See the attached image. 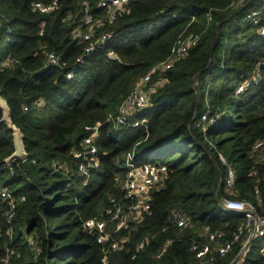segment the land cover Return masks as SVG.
<instances>
[{
    "label": "trees",
    "instance_id": "1",
    "mask_svg": "<svg viewBox=\"0 0 264 264\" xmlns=\"http://www.w3.org/2000/svg\"><path fill=\"white\" fill-rule=\"evenodd\" d=\"M52 1L0 0V66L7 58L20 61L0 69V91L28 153L11 172L4 161L15 151L13 135L0 121V184L26 197L11 218L9 202L0 198V264H102L113 240L121 249L108 254L107 264H196L190 248L202 240L204 227L230 239L245 222L244 215L220 205L228 165L236 171V196L256 204L263 215L264 163L252 151L264 138V37L243 21L258 0L238 7L232 6L237 0H130L128 12L99 28L112 38L89 55L72 33L83 18L81 3H88L93 16H105L101 0H57L53 12L32 11V3ZM190 35L199 41L189 57L152 73L146 84L155 87L149 106L117 129L108 123L136 84ZM51 52L60 57V66L47 65ZM257 64L260 82L236 94ZM208 105L223 115L203 132L197 123ZM99 123L100 168L85 177L73 152L88 135L85 127ZM128 155L137 165L166 166V175L151 191V215L125 228L109 222L112 239L99 244L84 222L109 221L110 200L123 202L117 178H125ZM173 210L186 212L193 227L180 231L169 223ZM145 237L150 242L138 251ZM167 241L171 245L158 258ZM6 248L14 254L9 257ZM241 248L238 244L220 264H230ZM249 250L242 264H264V235L254 238Z\"/></svg>",
    "mask_w": 264,
    "mask_h": 264
},
{
    "label": "built area",
    "instance_id": "2",
    "mask_svg": "<svg viewBox=\"0 0 264 264\" xmlns=\"http://www.w3.org/2000/svg\"><path fill=\"white\" fill-rule=\"evenodd\" d=\"M252 0H237L232 4L234 7L250 3ZM259 5L251 8L244 17V22L257 27L256 32L264 37V0H258ZM59 2L54 0L49 3L34 2L32 3V11L47 14L59 8ZM81 11L83 13L82 20L76 25L73 30L72 37L79 43L85 44L84 54L89 55L94 52L97 47L112 38L113 34L110 31L99 32V28L106 23L113 24L120 13L128 12L130 0H101L100 7L106 9L105 16L95 17L92 14L88 3H81ZM43 32L41 31V34ZM199 41L198 36L190 35L185 39H181L172 49L170 56L164 62L154 67L152 71L144 76L135 86L131 94L122 102L117 114L109 115L107 122L112 124L114 128L125 125L130 119L132 113L136 110H142L150 104V94L155 91V87L146 88V84L150 81L152 73L160 68L169 70L180 61L187 59L190 55V50ZM111 57V55H108ZM82 61V57L77 59ZM20 64V61L15 58H7L1 63L0 69L9 68ZM47 65L58 67L61 65V59L55 53H49L47 58ZM74 76L73 71L68 73L67 78L71 79ZM263 73L261 64H257L252 71L250 77L238 85L236 94L243 93L248 87L253 84H258L262 79ZM166 82L165 78L159 82L162 86ZM162 83V84H161ZM37 107L43 106V101L37 102ZM28 111V106L24 107ZM223 113L211 112L208 105L207 111L202 115L201 120L197 123L203 132H206L207 126L215 123ZM101 124L94 126H86L85 130L88 135L84 137L80 148L73 152V157L78 163L79 172L85 177H89L92 170L100 168V159L98 158L97 139L100 134ZM209 145L215 148V144L205 137ZM253 156L258 163H264V138L257 140L253 145ZM219 157L224 164H227L224 156L219 153ZM25 158L21 162H26ZM35 162V161H33ZM57 166V164H55ZM124 167L126 169L125 178H117L121 183L124 192L123 202L117 201L115 198L110 200V206L106 210V215L110 218L109 221L99 218H91L84 222V227L90 231L95 232L97 242L104 244L108 239H112V233L107 229L109 222L118 224V228H125L132 222L141 221L146 215H151V191L157 188L163 181L167 168L164 165H157L153 163H144L137 165L133 162L130 155L124 158ZM13 172L12 165L9 167ZM255 175V173H254ZM225 192L219 198L222 208L231 213L242 214L245 217V222L242 223L238 230L230 239H225V234L221 230H212L206 226L200 233L202 240H194L191 244V252L196 257V264H220L219 261L226 260L233 249L241 244L242 252L238 260L237 257L230 264H242L244 255L249 252L251 241L256 237L264 235V214L260 213L257 205L251 201L240 199L236 196V171L228 165L227 176L224 181ZM259 204L262 203L261 192L259 188L255 189ZM0 198L7 200L10 204L13 216V211L16 206L26 200L25 196L16 197L7 188L0 184ZM169 223L175 225L180 231L188 230L193 227L192 221L186 212L182 210H173L168 217ZM247 238L244 240V236ZM253 236V238H252ZM205 240V241H204ZM150 238L145 237L138 245V251H142L149 244ZM172 241H167L163 246L157 257H161L171 245ZM121 249L117 241H112L110 246L104 252L102 264L108 263V254L118 252ZM10 256L14 254V250L6 248ZM264 257V251L262 253ZM136 257V254L133 258ZM223 264V263H222Z\"/></svg>",
    "mask_w": 264,
    "mask_h": 264
},
{
    "label": "water",
    "instance_id": "3",
    "mask_svg": "<svg viewBox=\"0 0 264 264\" xmlns=\"http://www.w3.org/2000/svg\"><path fill=\"white\" fill-rule=\"evenodd\" d=\"M0 110L2 111V118L0 121L7 125V128L9 129V131L12 132V135H13V143H14L15 151L12 155L7 157L4 161L7 165L11 166L14 162L22 161L25 158H27L28 153L25 149L24 134L22 130L19 127H17L14 121L12 120L11 109L6 99L3 98L1 91H0ZM241 254L242 252L239 253L236 260L240 258Z\"/></svg>",
    "mask_w": 264,
    "mask_h": 264
},
{
    "label": "rangeland",
    "instance_id": "4",
    "mask_svg": "<svg viewBox=\"0 0 264 264\" xmlns=\"http://www.w3.org/2000/svg\"><path fill=\"white\" fill-rule=\"evenodd\" d=\"M162 84V83H161Z\"/></svg>",
    "mask_w": 264,
    "mask_h": 264
}]
</instances>
